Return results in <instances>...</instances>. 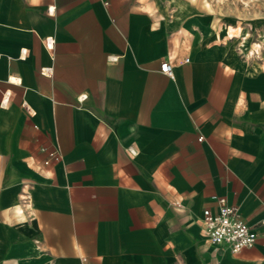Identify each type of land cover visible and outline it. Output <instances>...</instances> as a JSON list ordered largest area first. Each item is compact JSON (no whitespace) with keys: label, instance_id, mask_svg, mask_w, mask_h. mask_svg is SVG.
<instances>
[{"label":"crops","instance_id":"crops-1","mask_svg":"<svg viewBox=\"0 0 264 264\" xmlns=\"http://www.w3.org/2000/svg\"><path fill=\"white\" fill-rule=\"evenodd\" d=\"M235 22L210 0H0V264H264V51ZM221 196L260 232L238 253L206 237Z\"/></svg>","mask_w":264,"mask_h":264},{"label":"built area","instance_id":"built-area-1","mask_svg":"<svg viewBox=\"0 0 264 264\" xmlns=\"http://www.w3.org/2000/svg\"><path fill=\"white\" fill-rule=\"evenodd\" d=\"M45 41L49 47L54 44V40L51 37L45 38ZM161 69L166 74L173 76V66L169 62H163ZM42 72L45 75H51L53 67L43 66ZM81 98L84 99L86 97L82 95ZM25 107L28 112H32L30 106ZM199 139L202 140L203 136H200ZM50 157L57 159L58 154L55 151L50 152ZM217 199L219 207L216 211L210 208L203 210L202 222L207 239L228 248L232 253H238L243 248L253 246L259 238L260 232L242 218L238 207L228 203L226 197L221 196Z\"/></svg>","mask_w":264,"mask_h":264},{"label":"rangeland","instance_id":"rangeland-1","mask_svg":"<svg viewBox=\"0 0 264 264\" xmlns=\"http://www.w3.org/2000/svg\"><path fill=\"white\" fill-rule=\"evenodd\" d=\"M210 1L219 8L222 17L236 21L229 34L249 43L247 54L260 55L264 51V0ZM249 25L253 28H249ZM259 27L263 29L260 32L257 31Z\"/></svg>","mask_w":264,"mask_h":264},{"label":"bare ground","instance_id":"bare-ground-1","mask_svg":"<svg viewBox=\"0 0 264 264\" xmlns=\"http://www.w3.org/2000/svg\"><path fill=\"white\" fill-rule=\"evenodd\" d=\"M13 80V79H12ZM16 80V79H15Z\"/></svg>","mask_w":264,"mask_h":264}]
</instances>
